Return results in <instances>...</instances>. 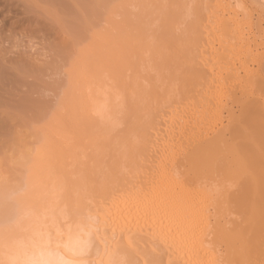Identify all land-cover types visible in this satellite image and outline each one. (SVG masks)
Masks as SVG:
<instances>
[{
	"label": "rangeland",
	"instance_id": "rangeland-1",
	"mask_svg": "<svg viewBox=\"0 0 264 264\" xmlns=\"http://www.w3.org/2000/svg\"><path fill=\"white\" fill-rule=\"evenodd\" d=\"M209 57L249 71L224 139L203 144L173 127L216 116ZM166 170L211 206L221 264H264V0H0V245L43 217L145 201ZM146 245L116 258L168 264Z\"/></svg>",
	"mask_w": 264,
	"mask_h": 264
},
{
	"label": "bare ground",
	"instance_id": "bare-ground-1",
	"mask_svg": "<svg viewBox=\"0 0 264 264\" xmlns=\"http://www.w3.org/2000/svg\"><path fill=\"white\" fill-rule=\"evenodd\" d=\"M227 10H222L224 11V16L221 15V18H219L220 16L218 17V25L221 26L223 24L226 27L228 26L231 30L233 29L235 35H238L240 40H243L244 42L245 39L243 38L245 32H242V28L244 27H242L239 14L237 11L232 12L231 10ZM226 11L228 15L225 13ZM225 14L229 17L226 18L225 21H222L225 19L224 17H226ZM220 42L221 43H218L221 44V46H224L225 43L227 44V41L224 42L223 40H220ZM229 45L228 48L230 47ZM225 47H220V49L224 48L223 50H226L227 48ZM210 52V54H212L211 56H213L214 53H212V51ZM232 52L234 51L231 49V55ZM215 57L213 56V60H215ZM228 57L229 56H227V59ZM238 57L236 60L229 59V63L227 62L228 68L226 67L222 69L223 71L217 67L219 70L216 69L218 71L216 73L214 71L216 63L212 62L209 57V62H211L209 72L212 73L214 90L208 94V97L210 98H208V109L211 106L217 114L212 119H209L208 117H210V115L207 114V112H203V114L201 112V115H197L199 114L197 110L193 113L194 117L192 116V120L189 118L190 122L186 120L188 123L185 122L187 124H184L183 122L182 124L180 121V123L177 124L178 126L176 125V127H173L174 134H180L184 131V133L187 132L185 133V135H187L189 132V136L191 135V137L193 136L195 139H192L194 142L198 140V142L200 141L203 144L204 142L207 143L208 140H211V135L214 136V138H212V140L215 139L214 141L220 139L218 140V142H220L224 139V135L221 134L222 131L225 132L223 128L226 124L225 119H227V121L232 119L231 117L228 119L229 115L226 118L227 115H223L222 110L226 106L225 104H227L225 103L228 101L227 99H230L228 96L231 93L236 92H233L234 89L232 91L233 87H231V85L235 86L236 84L234 87L235 90L239 89L241 91V87L236 88L237 84L238 86L241 85L242 80H244V78L242 79V73H248L249 71L246 64ZM216 59H218V57H216ZM207 64L205 66L209 67L210 64ZM224 72L227 74V76L225 75L226 77H223ZM230 88L232 91L231 93H229ZM245 88L243 90H246ZM227 112L232 116L229 109ZM202 117H207V119L201 121ZM221 129L223 130L221 131ZM189 136L187 135V137ZM175 141L177 142V140ZM190 142H192L191 139ZM181 147L183 148V146ZM181 147L179 150L182 151ZM179 150H177L178 153ZM173 151L175 150L173 149ZM176 152L173 155L175 158H178L180 155L176 156V154H178ZM182 153H184V151H182ZM169 154L171 155V153ZM174 156L170 157L174 158ZM175 158L174 161H177V158ZM172 159L169 158L170 161L167 162V164H171L170 162ZM173 163L171 164L172 166L174 165ZM172 171L171 173H168L167 171L163 174L162 187H160L161 191L158 192L159 184L157 183V185H155L156 187L154 186L152 188V191H150L149 196L145 201H135L133 203L131 201L129 204L127 202L128 200L124 201L123 199L122 201L124 202L118 204L119 202L117 199L115 200L112 197L113 201H110L109 206L107 205V208L104 210L100 211V209H98L97 211L96 209L95 212V208H92V206L89 212L85 210L88 208L87 206V208L81 211V213L76 212L81 215V218L77 217L79 219H76L73 217L75 218L74 221L70 219L71 222H69V218L64 214L68 218L67 221L71 223L68 226L66 221L60 224V220L58 221L54 216L49 218L43 217L31 224H27L26 232L16 235L14 234L11 238H8L7 240L5 239L6 241H2L3 244L1 243L2 245H0V264H127L128 262L126 263L123 261L126 260V257H122V253L120 254V259L116 258L117 256L115 253L117 254L118 250L121 252L122 250L126 251V248L133 250L141 246L144 247L145 244L148 245H146V247H149V250L154 254L156 253L155 255L162 253L168 264H221L222 261L218 260L216 257L217 253L215 254V249L212 247L213 245L211 246V249L210 245L212 243L210 244L209 242V239L211 240L209 236H211V232L213 233L214 230L213 226L216 227V224L214 222L212 223V217L215 222L217 221L214 216L211 217V206L206 204L205 197L200 195V191L196 193L193 191L194 189L190 190L185 188L184 184L182 183V185L181 181H179V177L177 181L174 175L172 176ZM205 193L206 192L203 194ZM132 211H136L137 215H135L136 212H133V216H131L130 212ZM78 214L77 216H79ZM44 215L48 216V214ZM64 215L63 218L66 220ZM63 224L66 225L63 226ZM117 247L122 248V250ZM213 249L214 252L212 251ZM116 259L117 261L119 259V263Z\"/></svg>",
	"mask_w": 264,
	"mask_h": 264
}]
</instances>
